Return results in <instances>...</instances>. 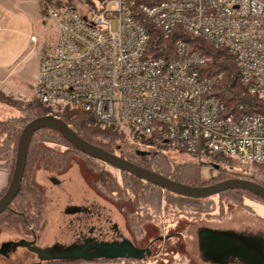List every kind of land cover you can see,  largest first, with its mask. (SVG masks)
I'll list each match as a JSON object with an SVG mask.
<instances>
[{"label":"built area","instance_id":"2783aa9c","mask_svg":"<svg viewBox=\"0 0 264 264\" xmlns=\"http://www.w3.org/2000/svg\"><path fill=\"white\" fill-rule=\"evenodd\" d=\"M63 1L50 10L58 38L39 61L34 94L40 103L82 110L101 127L150 147L264 165V115L217 98L221 74L204 73L210 58L183 38L167 57L148 54L144 23L164 39L179 27L225 50L247 93L264 99V0Z\"/></svg>","mask_w":264,"mask_h":264},{"label":"trees","instance_id":"16d2710c","mask_svg":"<svg viewBox=\"0 0 264 264\" xmlns=\"http://www.w3.org/2000/svg\"><path fill=\"white\" fill-rule=\"evenodd\" d=\"M46 2L50 9L59 8L65 4L63 0H46ZM142 22L144 21L142 20ZM144 23L150 35L148 54L167 57L173 50V41L179 37L183 38L210 58V61L203 68L204 73L221 74L213 91L217 98L229 108L237 109V106L240 105L243 112L264 115V99L247 93L246 86L239 80L232 56L225 50L216 49L201 38L188 34L179 27L172 31L169 39H164L159 28ZM0 102L14 107L18 112V114L6 119H0V170H5L8 173V183L1 190L0 197L6 191L13 174L17 146L23 127L34 118L46 114L58 116L83 140L185 185L200 187L225 179L238 178L264 186V165L261 164L238 165L233 159L216 153H209L205 158H201L195 153L188 154L189 160L177 161L170 156L169 151L147 146L144 140H121L115 130L110 127H101L91 114L82 110L68 108L53 110L51 107L40 103L36 98L28 103L12 102L4 98L0 99ZM54 142L63 144L65 149L60 150L50 145ZM74 153L84 155L90 161L95 160L98 164L107 165L73 147L59 132L52 128L43 127L35 131L28 147L20 190L7 209L0 214V223L7 222L24 227L28 223L32 225L34 222H39L41 220L39 205H41L42 197L39 196L36 187L29 182L31 171L40 159H44L46 166L50 168H60L68 156ZM204 163L209 165L212 171H214L213 166L218 165L219 167L217 173L208 179L201 177V165ZM119 173L124 185V193L133 197L138 213L141 214L140 222L144 223H168V221L179 220L180 216H184L192 222L202 219H223L227 214L226 199L248 209L251 207L247 201L264 205L263 198L244 189H228L209 197L190 198L144 181L126 171H119ZM105 181L106 183L109 182L107 179ZM29 216L35 217L36 220L34 222L26 221ZM199 247L201 249V246ZM111 260L121 259L103 258L100 261ZM85 261L87 260L53 259L31 264H81ZM126 263L132 264L130 261H126Z\"/></svg>","mask_w":264,"mask_h":264},{"label":"rangeland","instance_id":"374dc122","mask_svg":"<svg viewBox=\"0 0 264 264\" xmlns=\"http://www.w3.org/2000/svg\"><path fill=\"white\" fill-rule=\"evenodd\" d=\"M50 10L46 0H0V99L22 103L35 99L39 61L54 49L58 38V29L51 19ZM111 27L116 30L115 19L111 20ZM16 114L18 112L14 107L0 102V119ZM119 138L124 141L129 139L120 136ZM50 145L60 150L65 149L61 143L54 142ZM168 153L177 161L190 159L185 153L175 151ZM200 172L202 179H208L217 173L205 163L201 165ZM50 176L59 179L60 184H53L49 180ZM29 178V182L36 187V191L42 197L39 205L41 220L32 224L39 233V243H51L53 237H59V227L67 218L63 214L66 204H83L94 199L112 214V218L120 226H124V204L129 207L134 205L133 197L124 193V185L117 169L98 164L95 160L90 161L78 153L70 154L65 163L56 169L46 166L44 159H40ZM105 179L109 182L106 183ZM226 202L227 214L223 219H202L192 222L180 216L179 220L170 226L175 234L172 235L173 249L157 253L162 245L156 242L150 248L152 257L147 264H264L259 259L264 250L260 251L250 246L248 250L245 247L247 243L241 240L244 236L264 245V205L247 201L251 211L229 202L228 199ZM151 224L146 222L144 228L151 236L153 234L166 236L170 231L166 222L159 224V229L155 230ZM20 226L1 222L0 243L22 235ZM207 226L218 228L219 232L223 230L222 232L226 234L215 235V242L225 241L236 252L218 250L215 255L221 262L202 261L199 253L200 233L202 228ZM211 254L214 252L211 251ZM35 262H38L36 257L25 249H18L14 256L8 259L0 255V264Z\"/></svg>","mask_w":264,"mask_h":264},{"label":"flooded vegetation","instance_id":"af4514ba","mask_svg":"<svg viewBox=\"0 0 264 264\" xmlns=\"http://www.w3.org/2000/svg\"><path fill=\"white\" fill-rule=\"evenodd\" d=\"M51 178L58 182L55 183V185L60 184L61 181L59 179L50 176L49 180ZM76 207L80 208L71 212ZM63 212L64 216L67 218L64 224L59 227V237H53L51 243H39L38 231L31 223H28L24 227L20 226L22 235L18 238L8 239L0 243V255L8 259L13 257L18 249H25L28 253L34 255L38 262L68 257L89 261L105 258L103 256L104 253L115 246L124 245L125 249L130 245L135 248L134 253L137 257H121L117 259H121L125 263L126 261H130L132 264H147L148 260L152 257L150 248L153 244H156V242H160L162 245L157 253L173 249L172 235L175 234L170 226L172 224L174 225L176 221L168 222L167 225L170 231L166 236H157L156 234L151 236L150 233L147 232V229L144 231L145 223L140 222L141 214L138 213V208L135 204L132 207L124 204V226H120V224L112 218V214L94 199L88 203L84 202L83 204H66ZM28 220L34 222L36 218L29 216L26 221ZM151 226L153 230L159 229L160 227L159 222H154ZM163 227L165 226L163 225ZM219 230L218 228L209 226L202 228V232L200 233L201 244L199 243L201 246V249L199 247V253L202 261L214 263L221 262L215 255L218 250L222 252H236V250L230 247L225 241L215 242V235L226 234L222 232L223 230L220 232ZM144 233H146V236H144ZM231 236L235 237L234 235ZM209 239L211 242H209ZM241 240L247 243L245 247L248 250L250 247L259 249L260 251L264 250V245L258 244L257 241H252L251 238L247 239L243 236ZM16 243L21 244L13 249V245ZM211 251H213L214 254H211ZM263 253L259 259L264 262ZM222 262L224 261L222 260Z\"/></svg>","mask_w":264,"mask_h":264},{"label":"water","instance_id":"95a60500","mask_svg":"<svg viewBox=\"0 0 264 264\" xmlns=\"http://www.w3.org/2000/svg\"><path fill=\"white\" fill-rule=\"evenodd\" d=\"M49 127L57 132H59L73 147L81 151L82 153L96 158L112 168L119 171H126L144 181L156 184L163 189L171 191L173 193L190 197V198H204L213 195H217L228 189H244L252 192L255 195L264 199V186L254 183L246 179L231 178L221 180L205 186H189L183 183L176 182L170 178L164 177L154 171L146 169L135 163H132L114 153L105 151L104 149L95 146L78 136L62 119L46 114L39 116L29 121L22 129L16 153L15 166L11 180L7 186L6 191L0 197V214L7 209L9 204L18 194L22 179L23 172L26 163V157L28 152V147L33 136V133L40 128ZM218 165L213 166L214 170H218ZM52 183H58L53 178L50 179ZM74 208L73 211H76ZM21 243H16L13 245V249ZM129 251V252H128ZM135 248L128 246L124 249V245L115 246L110 248L108 252L104 253L105 258L117 259L124 257L136 258L137 255L134 253ZM73 257L60 258V259H72ZM91 261V260H89Z\"/></svg>","mask_w":264,"mask_h":264},{"label":"crops","instance_id":"0c3cea01","mask_svg":"<svg viewBox=\"0 0 264 264\" xmlns=\"http://www.w3.org/2000/svg\"><path fill=\"white\" fill-rule=\"evenodd\" d=\"M8 183V173L5 170H0V192Z\"/></svg>","mask_w":264,"mask_h":264}]
</instances>
